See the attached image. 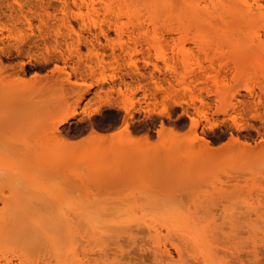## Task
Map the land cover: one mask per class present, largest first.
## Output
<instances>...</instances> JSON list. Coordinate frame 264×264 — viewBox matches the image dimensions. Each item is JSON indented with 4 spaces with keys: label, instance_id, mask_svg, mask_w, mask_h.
Instances as JSON below:
<instances>
[{
    "label": "rangeland",
    "instance_id": "1",
    "mask_svg": "<svg viewBox=\"0 0 264 264\" xmlns=\"http://www.w3.org/2000/svg\"><path fill=\"white\" fill-rule=\"evenodd\" d=\"M66 1L70 16L85 19L73 22L84 39L77 49L75 36L68 41L74 58L96 66L98 55L104 71L83 79L74 74L83 64L70 63L67 73L63 62L45 64L43 50L28 47L4 59L0 264H264V16L250 17L236 0H93L82 11L78 0H44L58 20ZM120 29L130 33L120 36ZM101 30L108 37L98 41ZM155 65L163 70L156 80L180 101L162 104L159 96L148 113L143 90L157 91ZM221 70L217 80L197 81ZM69 74L79 85L67 83ZM111 75L118 83L108 96ZM120 77L132 90L143 79L144 89L134 99L120 95L127 89ZM84 83L93 84L90 93ZM99 92L114 106L101 107ZM193 95L208 104L210 121L197 116L202 100ZM164 105L170 118L158 114ZM76 110L77 119L59 126ZM191 119L202 122L197 130ZM94 130L106 137L88 139Z\"/></svg>",
    "mask_w": 264,
    "mask_h": 264
},
{
    "label": "bare ground",
    "instance_id": "2",
    "mask_svg": "<svg viewBox=\"0 0 264 264\" xmlns=\"http://www.w3.org/2000/svg\"><path fill=\"white\" fill-rule=\"evenodd\" d=\"M10 1V0H9ZM8 0H0V33H1V36H0V43L2 44L1 46H0V70H3L4 68H6V67H4V59H6V58H13L12 56L15 54L14 52H16L17 53V55H20V56H22V54H23V52H24V49H26L27 47L29 48V52H31L33 49H37V52H40L41 50H43V51H41L40 53L43 55H41L42 56V60H43V63H45V64H48V63H51L52 61H55L56 63L57 62H63L64 64H65V68L63 69L65 72H67L66 71V68H68L69 66H70V63H72V62H77V64H79V65H82L83 64V66L81 67H79V68H76V69H74V74L77 76L78 74H79V76H81V78H83L84 76H85V74L87 73V72H90V74H89V76L91 77V79L95 76L94 74L96 73V70H102V69H104V58L103 59H100L99 57H98V55H97V58L93 61V62H96L95 64H96V66H91V65H89L88 63H90V62H92V59H88V60H90V62L89 61H87V60H83L81 57H79L77 60L74 58V56H73V50H72V52H71V48L73 49L74 48V44L73 43H69L68 41L69 40H73L74 39V36L76 37V43L78 44L75 48L77 49V48H79V46L80 45H82L83 44V40L84 39H82L83 38V36H82V34H81V32H77L76 31V29H75V26H74V23L73 22H76L77 24H82V23H84V21H85V19H84V17H83V13H81L80 12V14L78 13L77 15H74V16H70L66 11H68V10H70V8H71V6H70V4H69V2L68 1H66V2H62V4H60L61 5V7H63L64 8V10H62V18H61V20H58L56 17L55 18H53V16L50 14V12H49V7L51 6L50 5V3H45L44 2V0H11V3L9 2ZM79 1V2H78ZM78 1H76V2H73L74 4V7H76L77 9H79V11H82V8H85L86 6L88 7V9L90 8H92V7H90L91 6V3H93L94 1L93 0H78ZM181 2H183V3H188L189 2V0H180ZM238 3H240L243 7H244V9H245V11H246V13L250 16V17H254V16H257V17H263L264 16V5L260 2V0H236ZM9 2V3H8ZM51 4H52V2H51ZM94 4V3H93ZM92 4V5H93ZM57 5V4H56ZM57 7L58 6H56V9H57ZM86 7V8H87ZM93 7H95V6H93ZM55 9V10H56ZM60 9H62V8H60ZM60 9H58V10H60ZM72 9V8H71ZM95 10H96V8H95ZM41 11H43V12H41ZM72 11V10H71ZM8 12H9V14H8ZM56 12V11H55ZM61 13V12H60ZM73 13V12H72ZM56 14V13H55ZM170 14H172V13H168V15H170ZM198 14H196V16H197ZM108 16V15H107ZM106 16V18H108L107 20H109V17H107ZM110 16V15H109ZM116 16V15H115ZM6 19H4V18ZM117 17V16H116ZM119 17V16H118ZM1 18H3L4 19V22H2L1 21ZM105 18V19H106ZM111 19V18H110ZM113 19V18H112ZM119 19H120V17H119ZM119 19H118V21H119ZM117 20V18H115V21ZM35 22H37L38 23V25H36L35 24ZM21 27H24L23 29L24 30H22L21 29ZM112 28V27H111ZM110 28V29H111ZM35 30H38L39 31V35H36L35 34ZM63 30H64V32H63ZM112 30V29H111ZM129 31V30H128ZM128 31L126 32V31H124L123 29H120V30H117V33H118V35L120 34V36H124L125 34H129L128 33ZM4 32H7L8 34L7 35H4ZM100 35H103V36H105V37H108V35L106 34V32H104L103 30H101V34L99 33V35H95L96 37L94 38V39H97L98 41H99V39H98V36H100ZM131 35V34H130ZM141 36L142 35H146V34H140ZM132 36V35H131ZM131 36H129V37H131ZM129 37H128V39H129ZM133 37V36H132ZM143 37V36H142ZM147 38V37H146ZM131 39V38H130ZM133 40V39H132ZM131 40V41H132ZM136 40H137V38H136ZM85 41H86V39H85ZM88 44V43H87ZM138 44V43H137ZM141 44V43H140ZM64 45H66V50L63 48V46ZM127 45V44H126ZM92 47H94V46H92ZM99 47V46H98ZM81 48V47H80ZM96 48V47H95ZM126 48V47H125ZM99 49V48H98ZM104 49V48H103ZM122 51H125L124 50V48H123V46H122ZM133 49H134V47H133ZM148 49V48H147ZM75 50V49H74ZM96 50V49H95ZM140 50V49H139ZM102 51V50H101ZM114 52H113V55L115 56V55H117L116 53H115V50H113ZM133 51H135V50H133ZM151 51V50H150ZM150 51L148 52V54L150 53ZM75 52V51H74ZM77 52V51H76ZM128 52H129V50H128ZM14 53V54H13ZM26 53V52H25ZM125 53V52H124ZM130 53V52H129ZM78 54V53H77ZM98 54V53H97ZM128 54V53H127ZM134 54V53H133ZM132 54V55H133ZM30 55V54H29ZM79 55V54H78ZM35 56V55H34ZM119 56V55H118ZM144 56V55H143ZM104 57V56H103ZM117 56H115V58H116ZM113 58V57H112ZM114 58V59H115ZM118 58V57H117ZM135 60V59H134ZM38 61H40L39 60V58H38ZM85 61V62H84ZM110 61H112V60H110ZM118 61V60H117ZM160 61V60H159ZM168 61V60H167ZM42 62V61H41ZM113 62H116L115 60L113 61ZM126 62H129V61H126ZM133 62V61H132ZM137 62V61H136ZM136 62H133V63H136ZM145 62V61H144ZM149 62V61H148ZM42 63V64H43ZM85 63V64H84ZM111 63V62H110ZM119 63V62H118ZM147 63V62H146ZM176 63V62H175ZM24 64H25V62H24ZM31 64V63H30ZM91 64H93L94 65V63H91ZM155 64V63H154ZM158 64V63H157ZM85 65V66H84ZM107 65V64H106ZM114 65V64H113ZM127 65V64H126ZM132 65V72H134V73H138V74H140L141 75V70L138 68V66H136L135 64H131ZM148 65V64H147ZM150 65V64H149ZM165 65H166V67H167V70H168V72L169 71H171V72H173V70L175 69V68H172V67H170V65H168V64H166V62H165ZM173 65V64H172ZM112 66V65H111ZM146 66V65H145ZM109 68V67H108ZM173 70H172V69ZM114 69V68H113ZM131 69V68H130ZM116 70H122V66H118L117 68H115L113 71H116ZM153 70V69H152ZM21 71H25V69H24V65L22 64V70ZM102 71H104V70H102ZM163 71V70H162ZM162 71H161V67L160 66H158V65H155L154 66V73L152 74V76H151V81H152V84H151V88L153 87L152 85L154 84V86L155 87H153V88H156V90L154 89V91H156L154 94L152 93H150L148 90H143L144 89V86L140 83V81H142V80H139V87L138 88H136L135 90H132L130 87H129V85L126 83V81H125V78H118L119 79V81H120V83H119V86L120 85H122V84H125V86H126V91H122V89L120 88L119 90H118V93L120 94V95H122V96H128L129 94H131V96L133 97V99H134V96L138 93V92H140V91H142L143 90V92H144V101H145V103L147 104L146 106L148 107H146L147 108V110L146 111H148V109H150L149 107L151 106V104H153V106H155V107H158V105L160 104V102H159V98L161 97V99H162V101H161V103L162 104H168V103H165L166 102V100L167 99H172L171 97H170V94H172V93H169L166 89H165V87L166 86H162L161 85V81L159 80H156L157 78H156V73H162ZM176 72V71H175ZM224 72V71H223ZM222 72V70L221 71H216V73H215V75L217 76H214V75H212V73H205L208 77H205V78H200L199 80H197L199 83H201V82H205V83H208L210 80H217V78H218V75L220 76V73H223ZM25 73V72H24ZM57 73V72H56ZM68 73V72H67ZM98 73V72H97ZM127 73H129V72H127ZM178 73V72H177ZM13 74H15V72L13 73ZM104 74H105V72H104ZM12 75V74H11ZM108 75V74H107ZM128 75V74H127ZM178 75V74H177ZM177 75H174L172 78L173 79H175L176 78V76ZM22 76V75H21ZM74 76V75H73ZM102 76V75H101ZM106 76V75H105ZM104 76V78H103V76H102V81H104V82H106L107 80H106V77ZM112 76V75H111ZM129 76V75H128ZM133 76V75H132ZM136 76H138V75H136ZM162 76H163V74H162ZM10 77V76H9ZM13 77V76H12ZM78 77V76H77ZM86 77V76H85ZM203 77H204V75H203ZM71 76H70V74L68 75V78H67V83L68 84H70V85H79V83H72L71 81ZM97 78H99V77H97ZM134 78V77H133ZM144 78V77H143ZM164 78V77H163ZM84 79V78H83ZM159 79V78H158ZM160 79H161V77H160ZM176 79H178V78H176ZM195 79V78H194ZM37 80V79H36ZM40 80V79H39ZM100 79H98V81H99ZM112 83H114V85L111 87V88H109L110 90L108 91V92H106L105 93V95H108V96H111L113 93H115L116 92V88H115V86H116V84L118 83V81H117V78H115V77H113L112 76ZM162 80V79H161ZM191 80V79H190ZM97 81V83H100V82H98ZM101 81V80H100ZM165 81H167V82H169L170 83V81L169 80H165ZM32 82V81H31ZM38 82V81H37ZM74 82V81H73ZM109 82V81H108ZM138 82V81H137ZM193 82H195L196 83V80L195 81H193ZM203 82V83H204ZM213 82V81H212ZM215 82L216 81H214L213 83L215 84ZM64 83L65 84H63L62 82H61V84H63L62 86H65L66 85V82L64 81ZM103 83V82H102ZM144 83V82H143ZM178 83V82H177ZM185 83V82H184ZM188 83V82H187ZM204 83V84H205ZM220 83V82H219ZM149 84V83H148ZM147 84V85H148ZM190 84V83H189ZM58 85H59V83H58ZM81 85H83V84H81ZM84 85H85V87L87 86L88 87V90L86 91V93L85 94H87V93H90L91 91V88H92V86H93V84L91 83L90 85L88 84H86V83H84ZM145 85V84H144ZM170 85H172L171 83H170ZM175 85V84H174ZM193 85V83L191 84V85H189V87L191 86V87H193L192 86ZM207 85V84H206ZM198 86V85H197ZM196 86V87H197ZM27 87H29V86H27ZM32 87L34 88V87H36V85L35 84H33L32 85ZM51 87H53V86H51ZM61 87V86H60ZM149 87V86H148ZM164 87V88H163ZM168 87H169V85H168ZM171 87V86H170ZM169 87V88H170ZM207 87V89H208V86H206ZM205 87V88H206ZM78 88V87H77ZM119 88V87H118ZM145 88H146V86H145ZM177 88V87H176ZM219 88V87H218ZM198 89H199V86H198ZM200 89H202V88H200ZM203 89H204V87H203ZM62 90V89H61ZM170 90V89H169ZM173 90V89H172ZM177 90V89H176ZM181 90V89H180ZM188 90V89H187ZM209 90V89H208ZM54 91V90H53ZM186 91V90H185ZM205 91V90H204ZM203 91V92H204ZM104 92V91H103ZM103 92H99V93H97V95H96V99L98 100V101H100V104H101V107H102V105H103V107H112V106H114V105H112L111 103H110V101L111 100H109V101H104V96H103ZM128 92V93H127ZM173 92V91H172ZM177 92V91H176ZM179 92V91H178ZM182 92V91H181ZM188 92V91H187ZM191 92V91H190ZM189 92V93H190ZM192 92H193V90H192ZM264 92V91H263ZM58 93V92H57ZM186 93V92H185ZM197 93V92H196ZM202 93V92H201ZM253 93V92H252ZM251 92H250V96H251V98H252V100H254L255 98H254V94H252ZM179 94V93H178ZM182 94V93H181ZM59 95V94H58ZM174 95V94H173ZM177 95V93L175 94V96ZM61 96V95H60ZM160 96V97H159ZM175 96H173V99H174V97ZM178 96V95H177ZM179 96H181L180 94H179ZM183 96V95H182ZM191 96V95H190ZM159 97V98H158ZM193 97H194V95H193ZM192 97V98H193ZM195 97H196V95H195ZM194 97V98H195ZM200 96H198V97H196V99H198ZM83 98H85V96H83L81 99H83ZM111 98V97H110ZM150 98H152V99H150ZM178 99V97H175V99ZM201 98V97H200ZM218 98V97H217ZM137 99V98H136ZM135 99V100H136ZM172 99V100H173ZM174 99V100H175ZM176 99V100H177ZM149 100H151V101H149ZM171 100V101H172ZM173 100V101H174ZM176 100L174 101V106H176V104H175V102H176ZM179 100V99H178ZM200 100V99H199ZM201 100H202V98H201ZM251 100V101H252ZM60 101H62V100H60ZM96 101V100H95ZM149 101V102H148ZM180 101V100H179ZM178 101V102H179ZM194 101V100H193ZM255 101V100H254ZM97 102V101H96ZM140 103H141V101H139ZM202 102V106L200 107V108H196V114H197V116L198 117H200L201 119H203L204 121H206V122H208V121H210L209 119H208V109H207V105L208 104H205L204 102H203V100L201 101ZM62 103V102H61ZM249 103V102H248ZM256 103V102H255ZM66 104V103H65ZM68 104V103H67ZM155 104V105H154ZM178 104V103H177ZM250 104V103H249ZM249 104H248V106H249ZM253 104V103H252ZM60 105V104H59ZM89 105V104H88ZM170 105V104H169ZM172 105V104H171ZM245 105H247V104H245ZM61 106H63V105H61ZM68 106V105H67ZM142 106V105H141ZM152 106V107H153ZM161 106V105H160ZM168 106V105H167ZM167 106L165 107V105H164V109L161 111V112H159L158 114L159 115H164L165 117L166 116H169V118H170V114L171 113H169V111H171V110H168V108H167ZM173 106V105H172ZM172 106H170L171 108H172ZM192 106V105H191ZM253 106V105H252ZM252 106H251V109H252ZM69 107V106H68ZM101 107L100 108H98L97 110H96V112L97 113H99V112H102L101 110H103V109H101ZM119 108L121 107V106H118ZM135 107H136V105H135ZM154 107V108H155ZM169 107V106H168ZM180 107V106H179ZM209 107V106H208ZM125 107L123 106V109H124ZM211 108V107H210ZM238 108V107H237ZM237 108H235V110L236 111H238L237 110ZM240 108V107H239ZM60 109V108H59ZM67 109V108H66ZM111 109V108H110ZM140 109H141V107H140ZM144 109V108H143ZM157 108H155V110H156ZM61 110V109H60ZM136 110V109H135ZM145 110V109H144ZM151 110H152V108H151ZM250 110V109H249ZM253 110L255 111V112H258V110H259V105L258 104H256L255 106H254V108H253ZM64 111H65V109H64ZM160 111V110H159ZM236 111H234V112H236ZM240 111V110H239ZM247 111V110H246ZM127 112V111H126ZM134 112V111H133ZM135 112H137V111H135ZM152 112V111H151ZM156 112V111H155ZM148 113H149V111H148ZM248 113V112H247ZM69 114V113H68ZM134 113H132V112H128V114L125 116L126 118H125V120H124V123H123V126L122 127H124V132H129V127H130V124H129V118L131 119L133 116ZM237 113H235V115H236ZM80 115V114H79ZM234 115V114H233ZM238 115H240V114H238ZM241 116V115H240ZM239 116V117H240ZM242 117V116H241ZM240 117V118H241ZM78 118V113H77V110L75 111V112H73V113H71V114H69V115H65V117H63L61 120H60V122H59V126H63V125H66V124H68L71 120H74V119H77ZM168 118V117H167ZM189 118H191V117H189ZM193 118V117H192ZM195 118V117H194ZM236 118H237V116H234V121L236 122ZM260 118V117H259ZM80 119V118H79ZM81 120V119H80ZM192 120V122H193V125L195 126V128H196V130L198 129V127L200 126V124L202 123V122H200V121H196L195 119H191ZM245 120V119H244ZM83 121V120H82ZM242 121V120H241ZM96 125V124H95ZM202 125H204V124H202ZM93 127H95V126H93ZM205 127V126H204ZM210 127H212V126H210ZM169 128H170V126H169ZM193 129V128H192ZM171 130V129H170ZM203 132V131H202ZM206 134V133H205ZM49 135V134H48ZM52 135V134H51ZM65 135V134H64ZM131 135V134H130ZM166 135V134H165ZM207 135V134H206ZM53 136V135H52ZM62 136H63V134H62ZM66 137V136H65ZM104 137H106L105 135H103V134H100L99 132H97V131H93L92 132V134L90 135V137L88 138V139H93V138H99V139H104ZM196 137H198V136H196ZM70 139V138H69ZM106 139V138H105ZM199 139V138H198ZM200 140L201 141H205V143L207 144L206 145V147L208 148V149H211V147H210V145H209V142L205 139V137H200ZM199 140V141H200ZM199 141H195L194 143H197V142H199ZM231 143V142H230ZM229 143V144H230ZM228 144V145H229ZM224 148H227L226 146L224 147ZM219 150V149H218ZM221 150V149H220ZM26 230V229H25ZM27 231V230H26ZM21 232V231H20ZM20 232L18 233V235L20 234ZM15 233V232H14ZM17 233V232H16ZM22 233H25V231H23ZM27 233V232H26ZM29 233V232H28ZM11 234V233H10ZM9 234V235H10ZM30 234V233H29ZM13 237H14V235H13ZM20 237V236H19ZM24 237H25V234H24ZM22 238H23V236H22ZM164 250V249H163ZM49 252V251H48ZM161 252H163V251H161ZM94 253V252H93ZM92 254V253H91ZM164 254H167V255H170L171 253H169V251H166ZM208 256V255H207ZM162 258H163V256H162ZM91 261V260H90Z\"/></svg>",
    "mask_w": 264,
    "mask_h": 264
}]
</instances>
